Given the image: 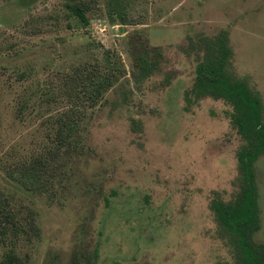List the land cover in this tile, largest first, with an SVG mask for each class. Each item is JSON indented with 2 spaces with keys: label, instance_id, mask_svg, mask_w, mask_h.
Wrapping results in <instances>:
<instances>
[{
  "label": "rangeland",
  "instance_id": "374dc122",
  "mask_svg": "<svg viewBox=\"0 0 264 264\" xmlns=\"http://www.w3.org/2000/svg\"><path fill=\"white\" fill-rule=\"evenodd\" d=\"M110 1L0 0V188L20 230L0 244V260L234 264L210 201L238 193L245 141L229 104L194 99L196 62L183 49L226 31L231 69L259 95L264 120V0H123L124 24ZM142 46L159 66L147 79L133 63ZM105 74L110 84L92 95L90 82ZM71 111L74 139L54 150ZM42 156L51 170L44 188L26 190L7 174ZM254 170L252 238L264 244V154Z\"/></svg>",
  "mask_w": 264,
  "mask_h": 264
},
{
  "label": "trees",
  "instance_id": "16d2710c",
  "mask_svg": "<svg viewBox=\"0 0 264 264\" xmlns=\"http://www.w3.org/2000/svg\"><path fill=\"white\" fill-rule=\"evenodd\" d=\"M69 10L82 22H87L83 10L74 5ZM110 16L119 24L125 23V7L123 0H111ZM226 31H219L213 36L200 35L190 38L184 52L195 59V77L191 88L194 99L211 97L223 100L231 106L230 123L245 143L236 154L241 184L238 193L229 201H224L215 193L210 201V209L220 228L222 235L233 243L234 264H264V244L253 240V234L260 228L258 191L255 180L254 164L264 154V120L263 104L257 94L239 78L231 69L232 50L228 44ZM154 55V56H153ZM155 52L142 46L133 63L140 79H147L159 69L158 60L153 59ZM95 85H92L94 84ZM110 84L107 74L90 82L91 94H99ZM104 85V86H103ZM103 86V87H102ZM86 90L83 91L85 92ZM60 118L59 126L54 134L55 149L70 145L77 131L76 112L71 111ZM75 115V119L71 117ZM66 116V117H65ZM65 117V120H62ZM43 157V156H42ZM16 167L7 172L18 179L26 190L34 187H45L49 183L50 166L45 157ZM53 163L52 171L55 169ZM9 204L0 188V244L6 243L8 236H16L19 230L18 216ZM0 264H20L17 257L8 253L0 260Z\"/></svg>",
  "mask_w": 264,
  "mask_h": 264
}]
</instances>
